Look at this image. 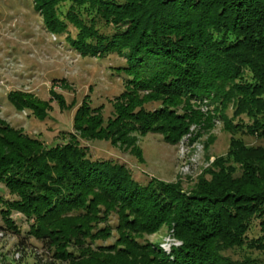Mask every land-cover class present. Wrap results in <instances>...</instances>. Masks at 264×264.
Here are the masks:
<instances>
[{
	"label": "trees",
	"instance_id": "obj_1",
	"mask_svg": "<svg viewBox=\"0 0 264 264\" xmlns=\"http://www.w3.org/2000/svg\"><path fill=\"white\" fill-rule=\"evenodd\" d=\"M31 3L44 30L64 34L79 56L121 57L113 70L122 90L105 119L102 105L83 95L71 130L60 131L61 141L51 145L0 119V185L8 195L0 197V230L22 249L34 239L32 264H262L264 144L241 137L264 143V0ZM47 93L41 99L9 90L5 99L38 121L47 117L50 101L60 110L74 106L52 87ZM202 99L211 106L205 112ZM216 118L228 134L226 151L188 190L179 180L138 182L123 163L91 159L81 144L106 141L140 162L137 135L159 134L174 145L190 125L206 131ZM13 213L26 222L24 235ZM163 225L180 242L169 255L148 238ZM228 249L262 258L232 259Z\"/></svg>",
	"mask_w": 264,
	"mask_h": 264
},
{
	"label": "rangeland",
	"instance_id": "obj_2",
	"mask_svg": "<svg viewBox=\"0 0 264 264\" xmlns=\"http://www.w3.org/2000/svg\"><path fill=\"white\" fill-rule=\"evenodd\" d=\"M67 29L71 35L74 34L71 26L68 25ZM63 37L64 34L55 36L44 30L40 16L32 10L31 0H0V119L38 137L45 145L61 141L60 131L71 130L72 113L83 95L88 96L92 106L102 105L101 113L105 119L111 112V99L122 90L121 76L113 70L123 64L121 57L114 53L104 57H81L68 47ZM50 87L60 93L65 102L72 101L74 106L60 110L54 101H50V110L42 121L26 111H15L5 99L9 90H23L47 99ZM224 113L230 116V108ZM196 132L198 135L192 141L183 139L174 145L163 142L159 134L137 135L140 162L128 151L111 146L106 141L93 140L81 144L87 147L91 159H111L123 163L138 182L149 178L166 182L179 180L182 189L188 190L202 168L213 157L226 151L228 143V134L217 118L208 130L196 127L193 135ZM208 136H212V140L205 146ZM241 138L247 144H264L249 136ZM0 197H8L1 185ZM16 215L13 213L12 218L19 234L24 235L27 224ZM255 229L253 227L248 235L255 234ZM169 231L163 225L148 238L159 245L166 241ZM26 240L27 245L22 249L11 233L1 235L0 264H32L34 258L29 248L38 246L31 237ZM224 254L236 260L246 256L262 258L255 251L239 249H228Z\"/></svg>",
	"mask_w": 264,
	"mask_h": 264
},
{
	"label": "built area",
	"instance_id": "obj_3",
	"mask_svg": "<svg viewBox=\"0 0 264 264\" xmlns=\"http://www.w3.org/2000/svg\"><path fill=\"white\" fill-rule=\"evenodd\" d=\"M205 102L206 100L205 99H202L201 102H199V109L201 112H205L206 109L208 108L206 105H205ZM196 127H198L196 124H192L189 126V129H188V132L180 139V140H188L192 135H193V131L196 129ZM170 231L167 233L166 235V241L165 242H162L160 243L158 246L159 248L162 250V252L166 255H169L170 254V249H171V246H178L180 244L179 241L175 240L173 237H172V229H169ZM4 232L2 230H0V236L3 235ZM179 242V243H177Z\"/></svg>",
	"mask_w": 264,
	"mask_h": 264
},
{
	"label": "clouds",
	"instance_id": "obj_4",
	"mask_svg": "<svg viewBox=\"0 0 264 264\" xmlns=\"http://www.w3.org/2000/svg\"><path fill=\"white\" fill-rule=\"evenodd\" d=\"M177 243H179V242H177Z\"/></svg>",
	"mask_w": 264,
	"mask_h": 264
}]
</instances>
